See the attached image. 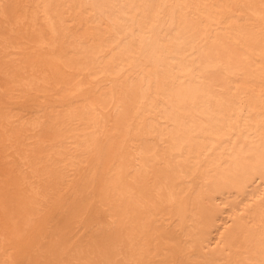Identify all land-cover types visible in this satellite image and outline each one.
Returning a JSON list of instances; mask_svg holds the SVG:
<instances>
[{"label": "bare ground", "instance_id": "obj_1", "mask_svg": "<svg viewBox=\"0 0 264 264\" xmlns=\"http://www.w3.org/2000/svg\"><path fill=\"white\" fill-rule=\"evenodd\" d=\"M0 264H264V0H0Z\"/></svg>", "mask_w": 264, "mask_h": 264}]
</instances>
